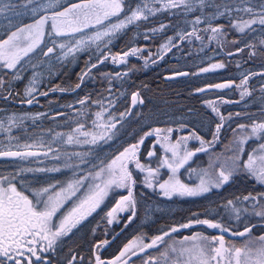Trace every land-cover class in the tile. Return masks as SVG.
Wrapping results in <instances>:
<instances>
[{
  "label": "snow or ice",
  "instance_id": "snow-or-ice-1",
  "mask_svg": "<svg viewBox=\"0 0 264 264\" xmlns=\"http://www.w3.org/2000/svg\"><path fill=\"white\" fill-rule=\"evenodd\" d=\"M242 4H247L248 0H240ZM60 0H25L23 3L15 0H0V16L10 14L12 17H20L30 14L32 23L16 27L15 31L5 40H0V67L8 70H17L18 65L22 63L30 54L36 50H43L46 38L52 40L51 47L43 51V55L48 57L55 54L59 49L58 59H66L69 56H75L89 47L96 44L99 49L100 43L105 39L110 43L112 38L121 30L126 29L140 20H147L148 15L164 9L183 7L186 11H192L198 7L201 11L208 6V0H162L160 8H149L147 0H144L143 6L138 5L135 9L127 6L126 0H78V2L68 3L67 6H61L62 10H57ZM19 9V10H18ZM233 11L228 5H224V11H220V5H216V12L211 19L217 16H224ZM237 13L244 12L249 15V19L242 18L236 20L231 26L240 32L245 29L254 30L253 25L259 23L264 26V0H260L258 10L251 6L243 8L237 7ZM147 12L148 15L145 13ZM130 13V14H129ZM121 16L123 18L121 19ZM113 19L118 22L113 23ZM201 18L197 16L193 21V29L190 33H184L179 38L195 36L201 40L203 37L197 35L195 25L201 23ZM165 25H160L163 30ZM155 32L157 29H152ZM210 32L209 41L217 40L220 42L225 33L222 25L213 26L211 20L207 22V27L203 29ZM91 33V35H89ZM147 38V37H146ZM60 40V43H57ZM173 38L169 37L167 42L159 49L160 53L170 51L169 45L175 47L172 43ZM99 42V43H98ZM233 43H236L233 41ZM264 45V39L260 40ZM245 47H255L248 44ZM141 49L132 48L123 54L117 53L111 59L116 63H124L129 55H136ZM242 51V49H237ZM264 54V53H262ZM231 55V53H230ZM250 55H255L251 53ZM103 59L104 56L101 53ZM161 59L163 56L161 55ZM103 59L98 62L103 63ZM155 63V61H152ZM147 63V60H146ZM96 64H91L85 71L80 80L90 75L91 69L96 68ZM223 63L211 64L209 67L201 68V72H208L210 69L223 68ZM121 74L117 73L118 78ZM177 76L188 75V73H176ZM255 75L249 73L242 74V79L236 87H243L241 99L250 96L251 92L246 87L249 77ZM16 78L19 79L18 71ZM6 83L0 78V89H3ZM35 83V76L30 82ZM232 82L224 84L209 85V88L223 89L230 87ZM81 85L76 84V88ZM34 87H27L25 95L29 97L28 104L34 102ZM55 91L56 89H52ZM65 91V89H59ZM197 92H203L200 88ZM264 91V89H262ZM47 95V93H42ZM11 96V92L8 93ZM89 97L81 99L78 103L83 106ZM100 106V111L94 115L91 127H86L84 123H77V126L68 133L56 132L52 139L45 142L43 137L33 143L17 145L23 150H0V157H13L27 160L28 158L38 159L41 156L47 157L53 153L52 143H63L66 145H98L107 143L117 135V125L123 127V121L126 116L131 115L132 109L115 116L108 110L112 105L109 100L108 106L103 101H92ZM214 113L219 117L220 123L215 125V131L210 141L199 136L195 130L188 135L177 137L173 140V128H154L144 132L135 142L124 147L112 159L104 160L93 156L92 149L88 152L63 153L67 159L63 165L64 168H76L80 165H88L87 170L81 169L79 174L74 173L72 178L67 180H56L48 183L46 186L32 188L26 181L24 173H58L60 167L51 168H19L14 172L7 174L0 173V264H52V260L47 255L55 252L60 247L65 237L78 231L93 213L103 210L110 192L115 189L126 190V195H120L114 206L108 210L102 219H106L108 225L118 221V215L129 212L127 217L130 223L136 216L137 201L134 198L133 188L137 181L133 177L131 165L135 169L147 173L144 183L149 188H153V180L160 176V169L169 170L168 178L162 181L157 180V185L161 194L165 197L174 195L196 197L212 188H220L228 183L233 176L246 173L254 178L258 183L264 185V142L258 144L256 148L246 152V145L252 139L264 141V120H253L251 124H239L233 129V140L225 145V152L215 154L210 157L207 168L199 170L191 168L189 162L192 161L198 153L208 152L217 142H219L220 132L226 119H231V114L225 117L215 106V102H206ZM143 104L138 92L131 94V105ZM79 114V113H78ZM36 117H31L33 120ZM236 115H240L237 113ZM264 116V110L261 111ZM27 117L18 119L15 116L8 118L7 126L0 120V131L11 133L12 128L17 126L18 122ZM187 125L181 124L179 130H183ZM51 131V130H49ZM156 137V144H159L164 155L157 159L155 168L145 165L141 162L140 148L145 138ZM9 139L13 137L9 136ZM189 141H198L199 147L190 150ZM35 149V150H34ZM46 149V150H41ZM148 151L147 157H156L154 150ZM230 152L231 155L226 153ZM246 154V159L244 155ZM98 160L92 163L88 157ZM73 157L79 159L80 164L71 163ZM54 160H60V154L53 156ZM187 166V167H186ZM181 169H186L189 173H194L199 183H185L180 178ZM252 201L251 214L264 220V193L253 195L248 193L242 197H236V200H228L224 205L225 211L230 218L240 221L244 214L249 213L248 207L237 206V202ZM71 205L68 208V205ZM67 208V211L65 209ZM194 225H206L210 229H216L220 234L207 236L201 232H193L191 235H185L182 239L176 240L172 234L180 229H190ZM257 225H248L245 223L242 231H233L226 224L213 219H190L187 223H182L178 227L173 226L167 231L161 230V233L151 237L149 243L144 242L143 237H136L123 246L119 254L110 260L101 258L99 250L106 246L109 241L104 240L94 246V258L89 264H128L124 258L131 253L136 255V250L144 252L146 249L158 248L163 245L159 251L158 257L149 256L144 264H264V234L255 236L253 229ZM95 232V229H93ZM225 233L233 237H239L242 243L237 245L231 241L225 240ZM167 238V239H166ZM83 262V257L72 254L67 259V264H77V261Z\"/></svg>",
  "mask_w": 264,
  "mask_h": 264
},
{
  "label": "rangeland",
  "instance_id": "rangeland-1",
  "mask_svg": "<svg viewBox=\"0 0 264 264\" xmlns=\"http://www.w3.org/2000/svg\"><path fill=\"white\" fill-rule=\"evenodd\" d=\"M15 2L23 3L25 2V0H15ZM74 2H78V0H60V4L57 6V10H62L61 6H67L68 3ZM143 2L144 0H126L127 6L131 9H135L138 5L143 6ZM161 2L162 0H147L149 8H160ZM259 2L260 0H248L247 4H242L240 0H208V6L202 11L198 7H194L192 11H186L183 7H179L172 9L161 8L160 11L155 12L152 15H148L147 12L145 14L148 15V19H150L151 17H155L156 15L162 16L164 14H170L171 12H177L180 17H178V20H173L175 29L178 32V36L181 33L185 32V29L193 27L192 21L197 16H199L202 21L199 25H195L198 33L200 28L203 31V29L207 27V22L209 20H211L213 26L222 25L225 33L224 37L226 38L227 50H233L235 48H239L242 50L244 49L241 54L237 55L238 57L235 56V58L232 57L233 59H225L224 61V65L226 67L230 66V62L232 66H235L234 70L229 68L225 69V77L229 81L233 80V78L242 79V74L246 75L250 71H259V69H262V67H260L258 64L255 65V63L256 61L257 63L264 62V54H262L264 53V45L260 44V40L264 39V26L257 23L252 26L254 30L245 29L244 32H240L236 28L231 26L236 22V20L240 18L244 20L250 18L248 14L242 11L237 13L235 11L237 7L243 8L245 6H251L254 9L258 10ZM225 4H228L233 9V11L224 16H217L215 19H211L213 14H215L216 12V5H220V11H224ZM122 18L123 16H121V19ZM144 21L145 20H140L132 25H129L126 29L121 30L112 38L110 43L107 39H105L103 43H100L99 49L97 48L96 44L91 45V47H89L88 49L79 52L75 56V58L69 56L66 59H58V57L60 56L59 49L56 50L55 54L45 57L43 55V51H46L47 47L53 46L52 40L50 38H46L43 50H36L33 54H30L28 58H26L20 65H18L17 70H8L0 67V78H2L6 82H10L6 83L3 89H0V95H2L0 96V120L4 121L5 126H7L8 118L11 116H15L18 121L21 117H27L23 119L22 123L18 122L17 126L12 128L11 133L0 131V150H23L22 148H18L17 145L33 143L34 141H38L42 136H47L48 138H44V141H49L52 139V135L54 133H68L77 126V123H84L86 127H91L92 121L95 118L94 114L97 111L101 110L100 106L92 103V101L101 100L103 101L105 106H108V102L109 100H111L112 105L108 108V110L115 116H118L121 112H125L127 110L126 105H128L132 109L131 115L128 116V123L125 122V120L127 119L126 116L125 120L122 122L123 127L117 125V135L113 138V140L107 143L81 146L66 145L63 143H52L51 147L54 151L53 153H49L47 157L41 156L38 159L28 158L27 160L20 159L15 163H9L10 161L8 163H3V167L0 165V173L7 174L9 172H14L21 167L61 168V172L58 173L35 172L32 175L31 173H24V177L27 182L30 183L31 179L33 180L32 188H37L46 186L48 183L54 182L56 180H67L69 178H72L74 173L78 174L81 171V167L85 166V170H87V168L89 167L88 165H80V167L76 168H64L63 165L67 157H65L63 153H83L88 152L89 149H92L93 156L104 160H110L117 154V151H122L124 147H127L131 143H135L140 138V136L144 134V132L150 131L154 128H173L175 130L172 133L173 140H175L179 136L188 135L192 130H195L198 135L203 137L204 139H212V134L215 131V125L217 123H220V120L216 113L211 112V107L206 103L207 101L211 100H209L206 92H197L196 90L199 88L188 89L186 85H182L183 87L180 88L181 90L176 91V93L171 94V96L169 97L167 95L160 94V96L162 97L159 96L157 97V99L150 101V103L152 104L151 109H143L141 107H138L140 106L139 104H137L135 107H132L131 98L128 100L118 99L112 94L107 97L101 96L96 100L89 99L83 106L78 104L73 106L71 105L70 107H65L64 105L62 106V109L60 108V110H63L64 108V110L66 111L65 116L51 118L49 128L46 129L45 132H42L37 128L32 130L29 128L30 124H33L37 122V120H39H33L31 118L34 117V115L33 112L28 110L30 104L27 105L26 102H19L21 104L20 106H13L11 102H7L4 100L5 98L10 97L14 99L22 98L26 101L29 97L25 95V89L29 86L36 89L33 95L52 88H56L57 93L61 92L60 90H58V88L73 89L75 84L74 78H79L80 74L83 73L85 69H88L89 66L99 58L101 53L104 54V52L108 50L112 53V57L116 55L117 52L122 51L123 43H125L126 46H129V49H141V51L137 53L138 55H134L133 57L130 56V58L128 59L130 61V63H128V66L130 69L129 80L131 90L135 86L133 77L136 76L138 72H142L143 70H156L157 73H159L161 79L164 77V79H166L165 82H168V74H163L172 71V68H169V66H167L168 68H164V65L161 64V68L158 71L157 68L159 61H157V58L159 57V53L152 54L150 51H146L136 42L137 40H135L139 37V30ZM112 22L116 23L118 21L113 19ZM29 23H32L30 14H26L20 17H12L10 14L0 16V40L7 39L11 32L16 30V27ZM203 33L205 35L204 38L209 41L208 37L211 35V33L205 31H203ZM89 35H91V33H89ZM126 39L128 40L127 42L124 41ZM207 41L203 42L205 43L203 48L205 47L207 49L206 51H204V53L206 54L204 55V58H208V60H205L204 58L201 59V57H199L200 54H195V56L198 57L199 61L197 60V66L194 68V72L195 75L198 76V78L200 76L201 78L207 75L212 76L213 74H216L218 70L210 69L208 72H201V68L209 67L211 64L221 63V59H218V57H212L217 53L216 45L213 48H207ZM233 41H235L236 43H233ZM60 42V40H57V43ZM194 42L196 43L194 49H198L199 45L197 44L196 40H194ZM248 44L255 45V47H243ZM251 48H254L253 52L255 53V55H250L247 52ZM104 49L106 50L103 51ZM193 52L196 53L198 51L194 50ZM234 52L237 53L239 51L236 50ZM181 55L182 54L179 53L173 56L174 58H178ZM79 59L80 61H83L82 66H79L77 63ZM167 59H169V57L165 58V60ZM152 61H155V63H153ZM180 61L183 60L181 59ZM171 62L175 63L176 61L171 60ZM235 62L237 63V65ZM234 63L235 65H233ZM173 66L176 67L177 65ZM117 69L118 68L116 67L114 68V70L116 71ZM122 69L115 72L116 74H121L118 78L116 77V74L115 76H112L110 78V80L113 82L112 86H114L115 82H122ZM17 71L20 77L19 79L16 78ZM34 76L35 83L30 85V82L33 80ZM251 78H249L246 85L248 90L251 92L250 96H245L244 98L246 99H239V97H241V94L240 96H238L239 93H237L236 96H234V98H237V100L232 102L231 105L226 104L227 106H223L220 104V107L222 109L224 107L226 109L224 111V116L228 117L229 114H231L232 118L226 119L224 121L217 145L210 148L208 152H201L193 157L192 161L189 162L191 168L197 170L201 168H207L209 165L210 157L214 158L215 154L224 153L225 145H228L229 142L233 140V129H236L237 125H248L251 124L253 120H264V116L261 115V111L264 110V91H262V89H264V71L258 73L255 79L251 80ZM241 88L243 91V87ZM73 91L74 90H71V92ZM9 92H11V96H8ZM15 92H17L19 96H14ZM103 94L105 95V93ZM70 101L71 103H78L77 99L74 96L70 98ZM194 103L197 104L196 107L192 105ZM191 108H198L200 111L198 114H195V111L190 112ZM52 109L53 108L50 105V111ZM60 110H56L55 112H58ZM237 113H239L240 115H236ZM181 124H185L187 125V127L183 130H179V126ZM206 135L208 136V138L206 137ZM9 136L13 137V139H9ZM196 142L197 141H189L188 147L190 150L195 149V146L197 144ZM261 142L264 141L252 138L246 145V152L251 151L253 148H256ZM153 146H155L154 150L156 151L157 156L148 158L147 153L148 151L153 150ZM57 153L60 154L59 161L53 159V156ZM226 154L231 155L230 152H227ZM163 155L164 153L162 148L159 144H156V137L152 136L151 139H148V137L145 138L143 145H141L139 156L144 160L143 163L145 165L155 168L157 166V159L159 157H162ZM246 158L247 157L245 154L244 159ZM0 159L4 162L7 160H11L7 157H0ZM30 159L33 160L32 165H29L31 163H27V161ZM88 159H90L92 163L98 162V160L93 159L92 156L88 157ZM71 163H73L74 165H78L80 164V161L78 158L73 157ZM67 170L71 171L67 172ZM133 174L135 176L134 179L137 181L136 185L133 188L134 198L137 201L136 216L130 223L128 222V220L125 223V225H128L129 227L128 238L123 237L120 240V250L125 244L136 237H143L144 242L149 243L151 237L160 234L161 230L167 231L173 226L178 227L182 223H187L190 219L197 218L201 220L213 219L218 222H222L233 231H242L245 223H247L248 225L254 224L257 226L253 229V235L258 236L264 234V220L251 214V208L254 202L247 201L243 202L242 204L240 202H237V206L248 207L250 209V212L244 214L240 221H236L234 218H230L224 208V205L228 200H236V197L231 199L229 197L237 194V182L236 184L232 185L229 193H227L226 195L223 193L224 188L233 181V178L235 176L240 177V181H244L245 179H249L252 181V183H246L248 186V190L245 193L236 196L242 197L244 195H247L248 193H252L253 195L264 193V185L258 183L254 178L248 176L246 173L237 174L233 176V178L222 187L212 188L209 192L196 197H182L179 195H174L172 197L163 196L158 186L156 185L157 180L162 181L168 178V175L170 173L167 168L160 169V176L157 178V180L152 181L154 184L153 188L147 187V185L144 183L145 176L147 175L146 171L142 172L137 169L136 172L133 171ZM180 178L185 183H199V181L196 180L195 174L189 173L186 169H181ZM135 189H137L136 192ZM239 191H241V189ZM126 194L127 192L124 189H115L114 191L110 192L109 197L105 201V204L102 205L103 210H98L97 213H93V215L84 222L83 226L80 227L78 231L74 230V234H70L69 237H65L63 239L64 242H69L72 239L74 241H78L80 238L85 244L87 243V246L90 242L91 246H93L94 241L98 238V236L107 235L110 233L114 223L122 225L127 219L126 216L130 215V213L127 211H125L124 213H120L118 215L119 222H114L112 225H108L106 219H102V217H104L105 213L114 206L116 200L119 199L120 195ZM70 207L71 205L69 204L68 208ZM65 211H67V208L65 209ZM158 222L159 226L157 230L151 234L148 231L149 227ZM93 229H95V232H93ZM185 230L187 231L182 230V232L179 231L172 234L173 238H175L176 240H180L183 238V236L191 235L193 232H201L207 236L220 234L218 231H216V229H210L204 225H195L194 227ZM92 239H94L93 242ZM225 240L236 243L237 245L242 243L241 238L230 237L226 234ZM162 248L163 245L159 246L158 248L148 249L143 253L133 256V258L131 259L129 258L131 253H129L124 259L126 260L127 258H129L128 264H144L149 256L158 257L159 251L162 250ZM84 249L85 251L87 250L86 247H84ZM63 251L64 250L57 248L55 252L56 254H60L63 253ZM137 251L138 249L136 250V252ZM59 254L55 257V259L58 258ZM72 254L73 251L66 255V263L67 259H69Z\"/></svg>",
  "mask_w": 264,
  "mask_h": 264
},
{
  "label": "flooded vegetation",
  "instance_id": "flooded-vegetation-1",
  "mask_svg": "<svg viewBox=\"0 0 264 264\" xmlns=\"http://www.w3.org/2000/svg\"><path fill=\"white\" fill-rule=\"evenodd\" d=\"M182 8V7H181ZM178 17H180V15L176 12L173 13L171 12L170 14H164L162 16L156 15L155 17H151L148 20H145L141 27H140V34L139 37L136 38L135 40H137L136 42L143 47L146 51H150L152 54H156L159 53V57L157 58L159 61L158 63V71L161 68V64L164 65V68H168L167 66H169V68H172V71H169L168 73H164L168 74V82H165L166 79H164V77L161 79L159 73H157L156 70H143L142 72H138L136 74V76L133 77V82H134V87L130 88V80H129V73H130V69L128 66V63H130V61L128 60L131 57H133L134 55H129L126 59V61L124 63H116L111 59V55L112 53L109 52L108 50L104 49V56H107L106 59H103V57L100 55L99 58L93 62V64H96V68L91 69L90 75L85 77L83 82H81L80 77L81 75L87 71L88 69H85V71L83 73L80 74L79 78H74V87L73 89H68L65 88V92H58L57 93V89L56 88H52V89H56L55 91H51L52 89H47L43 92H38L36 94L33 95L34 97V102L32 104H30V107L28 108L29 111L33 112L34 117L37 116V114H43L40 115L37 119V122L30 124L29 128L35 129L37 128L38 130H41L42 132H45L46 129L49 128L50 125V121L51 118L55 117H64L66 114V111L64 110H60V108L62 109V106L65 105V107H70L71 105H78L79 103H71L70 98H72V96H74L77 101L81 100V99H85V97H89V99H98L101 96H109L110 94H112L113 96H115L118 99H130L131 98V94L133 92H138L140 94V98L143 100V104H139L143 109H151V103L150 101L157 99V97L161 95H167L168 97L171 96V94L176 93V91L181 90L180 88H182V85H186V87L188 89H194V88H203L205 89L204 92L207 93V96L209 98V100L215 102V106L219 109V112L224 115V111L226 110L225 107L222 109L220 107L221 105H231L232 102H234L235 100H237V98H234V96H236L237 93L238 96H240L241 92H242V88L241 87H236V85L240 84L239 79L241 78H233V80H227L225 77V69L229 68L234 70L235 66H232L231 62H230V66L226 67L224 65L223 68H220L217 70L216 74H213L212 76H203L201 78V76L198 78V76L195 75L194 72V68L197 66V60L198 57L195 56V54L199 55V57H201V59L204 58V55H206L204 53V51H206L207 49L203 46L206 42L207 39L204 38V33L202 31V29H199V33L197 32V35H200L201 37H203V39L198 40L196 39L195 36H191L188 38H185L184 40H181L179 37L181 35H183L184 33H190L193 29V27L191 28H187L185 29V32L181 33L178 36V32L175 29V25H174V20L173 19H177ZM163 24L165 25V28L163 30H160V25ZM152 29H157V31L153 32L151 31ZM147 37V38H146ZM172 37V43L175 45V47H172L171 45H169L170 47V51H167L166 53H160L159 49L161 48L162 45H164L168 38ZM194 40H196L197 44L199 45L198 49H194L195 46V42ZM125 42H127L128 40H124ZM202 44V45H201ZM216 45V54L213 55V58H217L221 59V63L224 64L225 59H231L232 57L235 58V56L239 55L242 53V51L239 52H234L239 48H235L233 50H227L226 47V38L223 37V39L220 42H217L216 40H212V41H207V48H213ZM198 47V46H197ZM242 47V46H241ZM240 47V48H241ZM244 48H246L245 46H243ZM253 49L251 48L249 49V51H247L249 54L253 53ZM129 46H126L125 43H123L122 45V51L121 52H117L119 54H123V52L129 51ZM197 50L198 52L194 53L193 51ZM215 50V49H214ZM213 51V50H212ZM181 53L182 55L178 58H174L173 55H177ZM231 53V55H230ZM247 53V54H248ZM138 55V54H136ZM161 55L163 56V58L161 59ZM173 56V57H172ZM169 57V59L165 60V58ZM238 57V56H237ZM174 58V59H173ZM100 59H103V63H99L98 61ZM183 61H180V60ZM205 60H208V58H204ZM233 59V58H232ZM171 60L176 61L175 63H172ZM199 61V60H198ZM169 62V63H168ZM183 62V63H182ZM78 65L82 66L83 61L80 59L78 60ZM182 63V64H181ZM202 63V60H201ZM236 63V62H235ZM235 63L233 65H235ZM204 64V63H203ZM259 65L260 67H262V69H259V71L254 70V71H250L249 73H254L255 75H252L249 77L251 78V80L255 79L257 74L264 71L263 67H264V62L261 63H255V65ZM173 65H177L176 67ZM237 65V63H236ZM90 67V66H89ZM118 68L117 71L123 70L122 72V82H115L114 86H112L113 82L110 80V78L112 76H115V72H117L116 70H114V68ZM78 69V68H76ZM231 70V71H232ZM183 73L186 72L188 73V75H184L182 77H174L176 76V73ZM247 73V74H249ZM246 74V75H247ZM164 79V80H163ZM228 82H232L231 86L227 88H223V89H216V88H209V85H215V84H224V83H228ZM80 84L81 86L79 88H76V84ZM149 83V84H147ZM61 89V88H60ZM64 89V88H62ZM59 90V88H58ZM71 90H74L73 92H71ZM42 93H47V95H42ZM105 93V95L103 94ZM120 94V95H119ZM2 96V95H0ZM14 96H19L17 92L14 93ZM162 97V96H160ZM52 101H51V99ZM241 97H239L240 99ZM22 99V98H21ZM14 99V98H5L4 100L7 102H11L13 104V106H20L21 104L19 102L24 101L25 99ZM238 99V100H239ZM246 99V98H244ZM126 100V101H127ZM65 101V102H63ZM69 104V105H68ZM227 104V105H226ZM50 105L53 108L50 111ZM80 105V104H79ZM194 107L197 106L196 103L192 104ZM219 105V106H218ZM124 107V105H123ZM127 109H129L130 107L128 105H126ZM137 107V108H138ZM56 110H60L58 112H55ZM211 112L213 113L212 109H210ZM195 111V112H194ZM199 109L196 108H191L190 112H194L195 114L199 113ZM128 116L127 119L125 120L126 123H128ZM154 136V135H153ZM43 139L46 138L47 136H42ZM152 137V136H151ZM151 137H148V139H151ZM155 137V136H154ZM206 137L208 138V136L206 135ZM48 138V137H47ZM207 140V139H205ZM210 141V140H208ZM45 142H47V140H45ZM196 147H199V142H196ZM218 143V142H217ZM217 143L215 145H217ZM214 145V146H215ZM14 149V148H12ZM119 152L117 151V154ZM113 158V157H112ZM111 158V159H112ZM140 158V157H139ZM33 159V158H32ZM20 160V158H16V159H11V160H7V161H3L0 159V165L3 167V163H15L18 162ZM141 162L143 163L144 160L141 159ZM33 160H28L27 163H31L29 165H32ZM85 167V166H84ZM84 167H81L83 170ZM131 168L133 171L136 172L137 169H135L134 164L131 165ZM71 171V170H70ZM69 170H67V172H70ZM80 173V172H79ZM78 173V174H79ZM33 173H31L32 175ZM70 177V176H67ZM133 177L134 174H133ZM30 187H33V180L31 179V182L29 183ZM137 191V189H135V192ZM123 215V214H122ZM124 216V215H123ZM128 217V216H126ZM124 218V217H123ZM128 219L125 220V222L121 225V224H115L112 226L111 231L109 234L107 235H102V236H98V238L94 241V239H92V242L94 241L93 246H91V242L85 244L83 242L82 239L79 238L78 241H74L73 239L69 242H64L60 247H57L58 249L64 250L63 253H58L59 256L57 259H55V257L58 255L56 254V252H50L47 255L50 257V259L52 260V264H67L66 263V255L68 253H70L71 251H73V254H77L78 257H83V262L82 264H89V261L91 259L94 258L93 253L95 252V248L94 246L104 240H108L109 243L104 246L103 248H101L99 250V254L101 255L102 259L105 260H110L113 257L117 256L120 252V240L124 237V238H128V231H129V227L128 225H125L126 221ZM119 235V237H118ZM72 246V247H71ZM84 247H86V251L84 249ZM77 264H81V262L77 261Z\"/></svg>",
  "mask_w": 264,
  "mask_h": 264
},
{
  "label": "trees",
  "instance_id": "trees-1",
  "mask_svg": "<svg viewBox=\"0 0 264 264\" xmlns=\"http://www.w3.org/2000/svg\"><path fill=\"white\" fill-rule=\"evenodd\" d=\"M246 178H247V177H246ZM239 179H240V177L235 176V177L233 178V181H232L230 184H228V185L224 188V190H223V193L226 195L227 193L230 192L229 190L231 189L232 185H233V184H236V182H237V184H238V186L236 187L237 194H235V195L229 197L230 199H231V198H235V197H239V196H236V195H240V194H242V193H245V192L248 190V186H247L246 183H247V182L252 183V181L249 180V179H245L244 181H240ZM259 187H261V186H259ZM259 187H258V188H259ZM240 189H241V191H239ZM227 197H228V196H227ZM229 198H225V199H229ZM224 201H225V200H224ZM158 226H159V222H158V223H155V224H153V225H151V227H149L148 231L152 234V233H154V231L157 230Z\"/></svg>",
  "mask_w": 264,
  "mask_h": 264
},
{
  "label": "water",
  "instance_id": "water-1",
  "mask_svg": "<svg viewBox=\"0 0 264 264\" xmlns=\"http://www.w3.org/2000/svg\"><path fill=\"white\" fill-rule=\"evenodd\" d=\"M14 151H15V150H14ZM7 158H13V157H7ZM194 226H195V225H194ZM194 226H193V227H194ZM204 226H206V225H204ZM182 230H185V229H180V231H182ZM242 230H243V229H242ZM216 231H218V230H216ZM218 232H219V231H218ZM225 234L228 235V236H230V237H233V236H231V235L228 234V233H225ZM234 238H239V237H234ZM146 250H148V249H146ZM146 250H145V251H146ZM145 251H144V252H145ZM140 253H143V252H140V251L138 250V251L136 252V255H137V254H140ZM129 258H130V259L133 258V255H130ZM129 258H127L126 261H128Z\"/></svg>",
  "mask_w": 264,
  "mask_h": 264
}]
</instances>
